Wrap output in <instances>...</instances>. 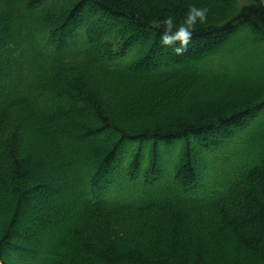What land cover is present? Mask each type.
Returning a JSON list of instances; mask_svg holds the SVG:
<instances>
[{
	"label": "trees",
	"instance_id": "obj_1",
	"mask_svg": "<svg viewBox=\"0 0 264 264\" xmlns=\"http://www.w3.org/2000/svg\"><path fill=\"white\" fill-rule=\"evenodd\" d=\"M0 264H264V0H0Z\"/></svg>",
	"mask_w": 264,
	"mask_h": 264
},
{
	"label": "clouds",
	"instance_id": "obj_2",
	"mask_svg": "<svg viewBox=\"0 0 264 264\" xmlns=\"http://www.w3.org/2000/svg\"><path fill=\"white\" fill-rule=\"evenodd\" d=\"M207 14L208 9L206 7H198L195 4H191L188 7L183 22L178 27L173 16H166L162 21L164 30L159 34L160 43L164 45L175 44L173 48L175 54H183L187 51L192 37L196 34L197 24L205 22ZM176 40L180 42L176 43Z\"/></svg>",
	"mask_w": 264,
	"mask_h": 264
},
{
	"label": "rangeland",
	"instance_id": "obj_3",
	"mask_svg": "<svg viewBox=\"0 0 264 264\" xmlns=\"http://www.w3.org/2000/svg\"><path fill=\"white\" fill-rule=\"evenodd\" d=\"M32 208H30V207H28V206H23V208H22V212H23V218L25 219V218H27L32 212Z\"/></svg>",
	"mask_w": 264,
	"mask_h": 264
}]
</instances>
